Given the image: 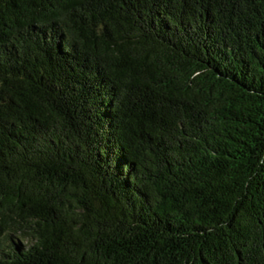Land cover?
Masks as SVG:
<instances>
[{"label":"trees","instance_id":"obj_1","mask_svg":"<svg viewBox=\"0 0 264 264\" xmlns=\"http://www.w3.org/2000/svg\"><path fill=\"white\" fill-rule=\"evenodd\" d=\"M0 264H264V0H0Z\"/></svg>","mask_w":264,"mask_h":264},{"label":"rangeland","instance_id":"obj_2","mask_svg":"<svg viewBox=\"0 0 264 264\" xmlns=\"http://www.w3.org/2000/svg\"><path fill=\"white\" fill-rule=\"evenodd\" d=\"M19 242L21 243V244H23L24 242L23 241H21V240H19Z\"/></svg>","mask_w":264,"mask_h":264}]
</instances>
